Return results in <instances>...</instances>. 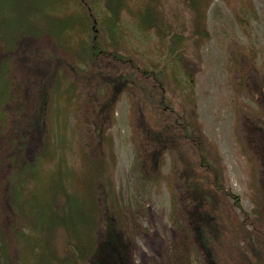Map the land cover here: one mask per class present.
Listing matches in <instances>:
<instances>
[{
    "label": "rangeland",
    "instance_id": "1",
    "mask_svg": "<svg viewBox=\"0 0 264 264\" xmlns=\"http://www.w3.org/2000/svg\"><path fill=\"white\" fill-rule=\"evenodd\" d=\"M141 1L156 3L166 18L190 33L193 14L183 0L129 3L135 8L133 2ZM67 8L63 11H76L73 4ZM205 11L208 38L198 47L188 44L185 62L195 79V105L183 109L202 136L208 163L219 169L222 186L239 197L237 207L232 198L220 196L228 224L242 221L254 209L264 214V0H211ZM123 17L120 46L111 49L119 47L146 69L161 68L162 43L156 31L140 33L128 14ZM2 48L0 59L11 57L20 93L11 106L15 114L6 122L0 120V230L12 264H19L16 232L22 229L7 195L12 173L17 163L34 164L56 120L60 132L54 142L71 170L66 189L74 195L84 193L86 169L80 147L89 144L101 151V141L87 131L90 125L103 126L104 155H94L93 160L103 158L105 169L90 195L99 208L92 264H204L198 249L185 241L191 221L180 202V176L188 164L171 139L158 147L149 145L144 126H153L157 115L149 102L140 100V88H115L111 75L105 74L109 63L98 61L72 81L75 98L81 97L66 105L51 90L58 74L75 78L78 59L67 44L46 32L21 36L13 50ZM172 66L166 67L165 87L170 101L182 109V76ZM67 84L64 80L61 90ZM21 109L24 114L19 116ZM56 110L60 114L54 118ZM190 158L200 162L199 156ZM230 235L226 232L224 238ZM237 239L248 252V234L239 230ZM225 244V255H230Z\"/></svg>",
    "mask_w": 264,
    "mask_h": 264
},
{
    "label": "trees",
    "instance_id": "2",
    "mask_svg": "<svg viewBox=\"0 0 264 264\" xmlns=\"http://www.w3.org/2000/svg\"><path fill=\"white\" fill-rule=\"evenodd\" d=\"M209 1L183 0L193 14L191 31L187 35L150 1L133 2L135 8H132L129 0H0V47L13 50L21 36H41L46 32L58 43L67 44L78 59L74 65L75 78L58 74L51 90L54 96L63 98L66 105L81 97L75 98L73 93L77 90L74 82L81 69L98 61L109 63L105 74L111 75L110 83L115 88L121 85L140 88V100L149 102L157 115L153 126L147 122L144 126L149 145L158 147L164 140L171 139L177 153L188 164L180 176V202L191 221L187 229L191 235H186L185 241L198 249L204 264H264V214L254 209L245 213L242 221L225 222L227 215L220 196L232 198L237 207L241 206L239 197L222 186L219 169L208 163L202 136L186 114L195 105V79L185 63L187 48L190 43L198 47L208 38L205 8ZM72 4L75 12L63 11ZM125 13L138 32L156 31L162 43L164 64L161 68L146 69L132 56L122 53L119 47L111 49L112 45L120 46L117 39L123 31ZM168 65H173L182 76V109L170 101L165 87ZM64 80H68V84L61 90ZM48 96L47 93L43 103ZM18 100L20 93L12 59H0V120L6 122L15 114L11 106ZM58 112L56 110L54 118L60 114ZM18 114L22 116L24 110ZM99 125H90L87 132L101 141V151L89 144L80 147L86 169L85 179H82L83 194L81 191L80 195H74L67 190L71 185L66 181L71 177V170L67 168L68 163L60 159L59 145L54 142L60 132L56 129L59 127L57 120L50 126L51 134L43 139L34 164H15L7 195L22 221V229L16 232L19 264H92L99 208L90 195L105 169L103 158L93 160L94 155H104L103 126ZM192 152L195 157L199 156L198 164L190 158H195ZM202 169L205 170L202 172ZM186 200L190 202L188 206L184 204ZM239 230L248 234L251 244L248 252L237 239ZM226 232L231 234L230 238H224ZM224 244L231 248L230 255H225ZM8 247L0 230V264H12Z\"/></svg>",
    "mask_w": 264,
    "mask_h": 264
}]
</instances>
